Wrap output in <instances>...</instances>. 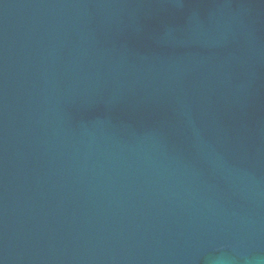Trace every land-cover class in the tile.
I'll use <instances>...</instances> for the list:
<instances>
[{
    "label": "water",
    "instance_id": "95a60500",
    "mask_svg": "<svg viewBox=\"0 0 264 264\" xmlns=\"http://www.w3.org/2000/svg\"><path fill=\"white\" fill-rule=\"evenodd\" d=\"M264 264V0H0V264Z\"/></svg>",
    "mask_w": 264,
    "mask_h": 264
},
{
    "label": "clouds",
    "instance_id": "9594fccd",
    "mask_svg": "<svg viewBox=\"0 0 264 264\" xmlns=\"http://www.w3.org/2000/svg\"><path fill=\"white\" fill-rule=\"evenodd\" d=\"M216 264H220V262L218 261V262H216Z\"/></svg>",
    "mask_w": 264,
    "mask_h": 264
}]
</instances>
